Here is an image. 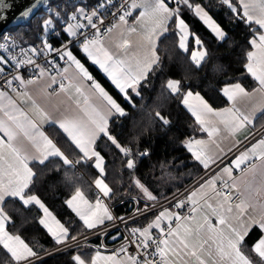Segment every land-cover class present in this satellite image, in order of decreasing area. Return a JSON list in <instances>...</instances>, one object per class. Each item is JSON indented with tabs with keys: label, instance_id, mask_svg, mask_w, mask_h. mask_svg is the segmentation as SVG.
<instances>
[{
	"label": "snow or ice",
	"instance_id": "6c2138e0",
	"mask_svg": "<svg viewBox=\"0 0 264 264\" xmlns=\"http://www.w3.org/2000/svg\"><path fill=\"white\" fill-rule=\"evenodd\" d=\"M186 16L216 48H240V75L215 89L223 106L195 90L216 53ZM15 20L22 31H0V264H264V0H31ZM171 101L192 118L188 155L145 164L142 137L171 129ZM61 186L63 219L38 191ZM109 236L120 243L105 255Z\"/></svg>",
	"mask_w": 264,
	"mask_h": 264
},
{
	"label": "trees",
	"instance_id": "16d2710c",
	"mask_svg": "<svg viewBox=\"0 0 264 264\" xmlns=\"http://www.w3.org/2000/svg\"><path fill=\"white\" fill-rule=\"evenodd\" d=\"M213 3H215V0H213ZM224 14L221 13V16ZM188 22L190 23L193 30L198 31L202 36H204L206 41H210L208 43V47L213 50V52L216 53V55L213 57L211 61L199 72L195 73L196 76L201 77L199 81H194V87L196 83H199V87L195 90L201 91L203 95H205L206 98L210 99V101L217 106H223L220 103V100L217 98L215 89L220 86L219 82L224 81L228 78H235L240 75L238 69L240 65L238 64V58L240 56V48L237 47L234 50H230L228 48V42H225L224 45L220 48L215 47V41H211L207 30L204 28V26L196 19H194L191 16H186ZM217 19H220L218 16ZM224 25L226 29L228 28L227 21H224ZM24 25L22 24H16L11 26L7 29L9 33L15 34L16 32L22 31L24 29ZM244 29L243 27L235 28L231 31H229V36L233 37L234 40L239 41L241 44L243 43L244 38ZM167 47L169 51H171L172 45L168 42H165V44L161 45V54H164V48ZM167 63V60H166ZM219 63L223 66L224 71L222 73H214L212 71V67L214 64ZM186 65L182 58H177L175 62H173L169 66V71L172 75H175L177 77H180L183 75L184 69ZM97 79L101 81V83L104 84L106 88L110 87L106 79L99 73L94 72ZM249 80H251V77H249ZM159 82H157L158 85ZM247 83V81L245 82ZM146 96L150 97L149 103L151 104L153 99L155 98L156 92H146ZM169 104L168 110L171 112V119L173 121V126L167 133H163L157 128L154 132H149L145 136L142 137V143L141 148L151 146L154 151L153 161H145V164L154 163L157 158L160 160H163L165 157H167L168 160H171L173 157H178L177 164L181 161L186 159L187 153L182 148V146L179 143V139H183L185 134L191 135V130L189 129L188 125L192 123V118L190 117V114L187 113L186 110H184L181 107H177V104L175 101L166 102ZM140 113H133V116H135L137 121H140L141 119ZM143 126L142 124L140 125ZM131 128V121L127 122V128L125 131H128ZM138 130V129H137ZM199 135V134H198ZM178 138V139H177ZM149 171L148 168L141 166V172H147ZM183 171V170H182ZM157 175H159V171L157 170ZM88 179V176L85 177ZM123 183L125 186L128 183V176L125 174L123 176ZM121 181V176L119 172V162H116L115 164H111L108 169V181L113 187H118L119 183ZM185 184L190 183V180L185 179ZM182 187V185H181ZM39 194L41 197L49 204V206L52 208V210L59 214L60 218H65V209L62 208V204L64 199L67 198V196L71 195V189L61 186L55 191H49L45 188L38 187ZM85 195L89 198H92L94 196V193L89 190L87 185L84 186ZM121 192H123V189H120ZM129 207V205H119L117 204L115 211L118 215H121L125 212V210ZM31 215H35L33 212ZM25 237L29 240L36 238L39 239L40 243L44 244L45 247H48V241L47 238L40 236L38 233L34 231V229L29 228L25 233ZM256 239L255 233H253L252 238L250 239V243L253 242ZM93 244H99L100 241L93 239ZM0 260H2V257H0ZM49 264H52V261H49Z\"/></svg>",
	"mask_w": 264,
	"mask_h": 264
},
{
	"label": "water",
	"instance_id": "95a60500",
	"mask_svg": "<svg viewBox=\"0 0 264 264\" xmlns=\"http://www.w3.org/2000/svg\"><path fill=\"white\" fill-rule=\"evenodd\" d=\"M10 5V10H0V15H6L7 20L0 22V31L5 32L13 25L19 24L16 22L15 17L26 8L31 0H5Z\"/></svg>",
	"mask_w": 264,
	"mask_h": 264
},
{
	"label": "built area",
	"instance_id": "2783aa9c",
	"mask_svg": "<svg viewBox=\"0 0 264 264\" xmlns=\"http://www.w3.org/2000/svg\"><path fill=\"white\" fill-rule=\"evenodd\" d=\"M5 32H6V33H9L7 30H6ZM112 234L114 235L115 233H112ZM119 243H120V241H116L115 243H113V242L111 241V236H109V237L107 238V240H106L107 251H111V249L118 247V246H119ZM101 250L106 251L105 248H101Z\"/></svg>",
	"mask_w": 264,
	"mask_h": 264
},
{
	"label": "crops",
	"instance_id": "0c3cea01",
	"mask_svg": "<svg viewBox=\"0 0 264 264\" xmlns=\"http://www.w3.org/2000/svg\"><path fill=\"white\" fill-rule=\"evenodd\" d=\"M102 75V74H101ZM51 105H57L59 104V99L55 96L52 97L51 101L49 102ZM190 114V113H189ZM105 255H108L110 254V251H104V250H101Z\"/></svg>",
	"mask_w": 264,
	"mask_h": 264
}]
</instances>
